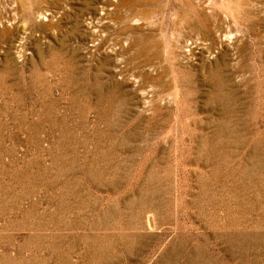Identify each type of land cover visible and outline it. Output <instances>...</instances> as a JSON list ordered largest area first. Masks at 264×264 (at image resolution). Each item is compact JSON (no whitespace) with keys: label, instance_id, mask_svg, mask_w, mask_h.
Wrapping results in <instances>:
<instances>
[{"label":"rangeland","instance_id":"374dc122","mask_svg":"<svg viewBox=\"0 0 264 264\" xmlns=\"http://www.w3.org/2000/svg\"><path fill=\"white\" fill-rule=\"evenodd\" d=\"M0 264H264V0H0Z\"/></svg>","mask_w":264,"mask_h":264}]
</instances>
